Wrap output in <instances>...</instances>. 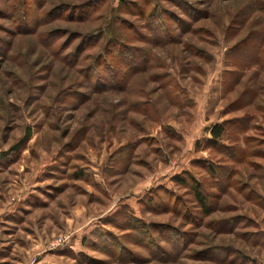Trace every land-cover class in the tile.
Instances as JSON below:
<instances>
[{"label": "rangeland", "instance_id": "rangeland-1", "mask_svg": "<svg viewBox=\"0 0 264 264\" xmlns=\"http://www.w3.org/2000/svg\"><path fill=\"white\" fill-rule=\"evenodd\" d=\"M258 198L264 0H0V264H264Z\"/></svg>", "mask_w": 264, "mask_h": 264}, {"label": "trees", "instance_id": "trees-1", "mask_svg": "<svg viewBox=\"0 0 264 264\" xmlns=\"http://www.w3.org/2000/svg\"><path fill=\"white\" fill-rule=\"evenodd\" d=\"M208 132L210 134L209 140L216 141L221 137L222 133L224 132V126L222 123H215L208 129ZM211 173L213 175L215 172H211ZM190 180H191V186L189 187L192 190L194 198L196 199V201L199 202V206L203 214L207 215L210 212V210L205 205V197H203V195L201 194L202 193L201 186L196 181L192 180V178H190ZM258 199L264 205V200H262L261 198ZM259 234H262V232L260 231Z\"/></svg>", "mask_w": 264, "mask_h": 264}]
</instances>
